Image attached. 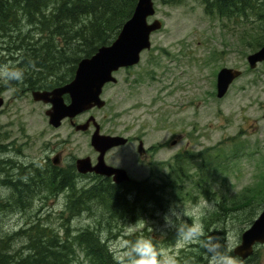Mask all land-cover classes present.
<instances>
[{
  "label": "rangeland",
  "instance_id": "1",
  "mask_svg": "<svg viewBox=\"0 0 264 264\" xmlns=\"http://www.w3.org/2000/svg\"><path fill=\"white\" fill-rule=\"evenodd\" d=\"M256 1L264 10V0H251V3ZM153 5L155 14L148 22L157 19L161 27L151 34V47L141 53L136 65L114 73L117 82L103 89L101 97L105 106L94 113L115 121L135 120L136 126L146 129L148 143L155 136L158 138L151 131L157 113L168 117L174 128L185 133L181 143L189 144L190 153H182L185 158L181 165L186 174L181 179L174 173L170 175L174 187L167 189L163 208H155L152 216L107 222L108 216L100 213L102 207L96 206L93 212L72 217L68 225L74 233L90 227L101 230L120 264L138 240H150L157 259L171 257L177 263L178 258L197 253L208 264L199 243L182 235L185 228L203 225L204 236L211 233L225 242L234 241L233 249L256 218L250 212L252 205L264 197V61L253 69L247 63V56L255 51L254 46L263 34L264 21L258 19L257 4L256 9L245 7L244 12L232 16L207 12L201 0H153ZM0 44L3 47V41ZM0 64L17 65L6 52L0 53ZM223 67L240 69L242 75L232 82L223 97L217 98L216 75ZM21 89L20 82L0 84L3 98L0 141L15 139L27 143L26 160L42 167L47 165V156H53L34 152L41 141L54 140L47 131L38 138L46 116L42 114V105ZM5 133L9 138H4ZM60 133L64 139L66 131ZM58 143L64 148L62 166L90 154L84 136H72ZM172 150L174 147L156 153L154 164L132 166L131 171L140 179L147 177L155 186L160 185L167 177L166 162L177 154L170 153ZM4 155L12 156L5 153L1 157ZM149 169L156 173L151 179ZM86 184L87 179H80L79 186ZM47 194L42 189L25 209L13 206L1 210L0 237L38 218L41 224L49 223L46 225H53L62 234L64 230L59 226L68 217L65 195L44 198L40 204L39 197ZM9 196L10 190L0 187V199ZM40 207L43 210L39 211ZM171 231L177 233L173 241L169 238ZM23 241L19 238L8 244L17 249ZM252 260L264 263V246L257 247ZM77 263L90 264L80 251L74 264Z\"/></svg>",
  "mask_w": 264,
  "mask_h": 264
},
{
  "label": "trees",
  "instance_id": "2",
  "mask_svg": "<svg viewBox=\"0 0 264 264\" xmlns=\"http://www.w3.org/2000/svg\"><path fill=\"white\" fill-rule=\"evenodd\" d=\"M201 1L205 3L207 12L215 11L222 16H232L244 12L245 7L256 9L258 6V19L264 21V10L257 1V6L251 0ZM136 2L137 0H0V40L3 43L8 41V45L13 46L21 47L24 43L27 45L28 53L23 68L28 72L27 85L30 89L54 85V82L48 80L51 77L57 84H61L72 77L81 58L92 56L99 47L109 45L115 39L123 23L130 18ZM23 27H27L25 34L22 33ZM260 39H264V31ZM260 39L253 45V50L263 43ZM61 70L66 73H56ZM39 71L50 73L41 76ZM41 78L44 81H39ZM65 173L67 174L58 172L52 177L46 176L43 185V190L49 195L45 198L65 195L68 217L62 219L59 226L64 232L60 234L56 228L41 224L39 219H34L35 222L30 220L26 227L4 236L5 238L0 237V264H74L79 251L90 264H120L100 232L85 228L74 233L68 225L69 220L83 212H93L96 206L102 207L100 213L108 216L105 220L107 222L140 220L144 216H152L155 208H163V197L167 189H172V185L168 183L157 187L147 181L124 189L111 187L100 181L90 186H78L70 172ZM27 189L15 188L16 192L11 199L0 201V211L14 208L13 206L25 209L37 194V189L31 186ZM175 234L173 231L169 238L173 240ZM19 238L24 240L20 248L9 246L11 240ZM177 264H206V259L195 253Z\"/></svg>",
  "mask_w": 264,
  "mask_h": 264
},
{
  "label": "flooded vegetation",
  "instance_id": "3",
  "mask_svg": "<svg viewBox=\"0 0 264 264\" xmlns=\"http://www.w3.org/2000/svg\"><path fill=\"white\" fill-rule=\"evenodd\" d=\"M2 35H0L1 37ZM1 39V38H0ZM2 41V40H0ZM9 42L5 41L3 43V47L0 44V53L6 52V56L10 59L14 60L17 65L25 72V78L21 83V91H25L26 93H30L33 90H41V91H51L57 86H62L66 82L72 79L68 78L61 84H57L56 80L51 77L48 80L54 82V85L31 89L28 87L27 78V70H24L23 62L26 61L23 53L27 52V45L24 43L19 46L8 45ZM5 45V48H4ZM63 71L56 72L57 74L62 73ZM41 76L45 74H49L50 72L47 71H39L38 72ZM55 73V72H54ZM70 79V80H69ZM39 81H44L43 78L39 79ZM15 84H18L14 82ZM116 83V81L114 82ZM109 83L104 84L103 89ZM14 87V86H13ZM63 101L67 104L69 103V96L64 94L62 96ZM42 105V114L46 117L42 119L44 122L43 127L40 130L39 139H41V135H43L45 131L50 132V135L54 141L49 140L48 142L44 143L43 141L41 146L37 151L34 153H50L52 158L48 155L47 159L45 160L47 165H42V167L38 166V163L31 162L29 163L26 160V156L24 153H28L27 143L18 142L15 139H11L8 142L3 143L0 141V187H5L10 190V196L6 197L5 199H0V201L5 202L11 199L12 195L16 192L15 188L20 189H27L30 185L31 188L37 189V196H39V192L44 189L43 185L45 184L46 176L52 177L58 172H62V174H67L65 172H70L73 176L74 181L79 186L80 179H87L88 184L82 186H90L96 184L97 182H105L111 187L115 188H129L131 186L140 185L142 182L149 181L147 177L144 179H140L137 175H134V172L131 171L132 166H139L140 164H154L155 162V154L161 152L162 150L171 149L174 147L170 153H190L188 147V141H185L184 144L181 143L183 141V136L185 133L181 129H176L173 127L172 121L168 117H162V114H158L153 119L151 131L153 134H156L158 138L155 136V140L151 141L150 143L147 142L146 129L141 128V125H137L135 120L132 121H120L117 119L108 118V117H97L94 113L95 110L100 109L97 107H92L72 118L66 117L60 120L58 125H54L50 123L49 117L47 115V111L51 108V103L44 102V101H35ZM45 108V109H44ZM65 130V138L62 139L61 130ZM94 134H98L100 136H107V137H118L117 144L107 148L104 152V162L112 166L113 168L123 169L126 171L128 179L115 182L113 180V176H105L100 175L95 172H88L85 174L79 173L76 170V159L72 160L71 162L67 163L65 166H62V158L61 153H63L64 148H60V143L69 140L72 136H84L86 138V148L90 153L89 155H84L79 158L89 157L91 165H95L97 162L99 151L91 144V139ZM3 136V135H2ZM4 138H9L8 133H5ZM56 138V140H55ZM52 142L53 144H51ZM181 143V144H180ZM11 153L12 156L1 157L2 154ZM117 153H120V155ZM121 153H128V154H121ZM176 154V155H177ZM117 155V156H116ZM169 161L166 162V169L168 170L167 177L165 179H169L171 174H182V168L177 165L179 162L182 163L183 158L177 157L175 160L174 158L169 157ZM177 163V164H176ZM31 169V170H30ZM31 171V172H30ZM156 173L149 169L148 177L151 179L155 176ZM35 176V177H34ZM170 180V179H169ZM147 183V182H146ZM148 183L155 186L153 181H149ZM168 183H172L171 180ZM162 184V183H160ZM14 186V187H13ZM22 186V187H21ZM28 190V189H27ZM15 191V192H14ZM13 194H12V193ZM264 193V191H263ZM58 197V196H57ZM45 197L40 196L39 201L40 204L44 200ZM252 200H249V203ZM248 203V205H249ZM264 205V197L258 202L252 205V209L250 212L253 214L255 213V217H257L261 211L263 210ZM255 208V209H254ZM43 210V207H40L39 211ZM39 219V218H38ZM33 220V219H32ZM40 220V219H39ZM255 219H253L254 221ZM251 221V219H250ZM252 221V222H253ZM251 222V223H252ZM46 225V224H44ZM52 228V225H46ZM264 246L263 245H256L257 247ZM254 252V253H255ZM253 257L250 259L248 258L245 262L240 264H264L261 262H256L252 260ZM252 260V261H251Z\"/></svg>",
  "mask_w": 264,
  "mask_h": 264
},
{
  "label": "water",
  "instance_id": "4",
  "mask_svg": "<svg viewBox=\"0 0 264 264\" xmlns=\"http://www.w3.org/2000/svg\"><path fill=\"white\" fill-rule=\"evenodd\" d=\"M154 13L153 0H137L130 18L123 23L116 38L111 44L99 47L92 56L81 58L71 81L51 91H32L33 100L51 103V108L47 111L50 123L58 125L63 118H72L94 106H104L105 101L100 94L104 84L116 81L113 72L137 64L141 52L150 48L151 33L161 27V22L157 19L148 22V18ZM261 61H264V44L247 56L250 68ZM241 73L239 69L221 68L216 75V96L223 97ZM64 94L69 96L67 104L62 98ZM2 104L3 99L0 97V107ZM118 139L120 138L94 134L91 144L100 152L97 162L91 165L89 157L78 158L76 170L82 174L95 172L113 176L115 182L128 179L125 170L113 168L104 162L105 150L117 144ZM256 243L264 244V205L259 217L242 233L240 244L234 248L233 253L245 260L253 253Z\"/></svg>",
  "mask_w": 264,
  "mask_h": 264
},
{
  "label": "clouds",
  "instance_id": "5",
  "mask_svg": "<svg viewBox=\"0 0 264 264\" xmlns=\"http://www.w3.org/2000/svg\"><path fill=\"white\" fill-rule=\"evenodd\" d=\"M24 78L25 72L20 67L0 64V84L8 86L13 82H22ZM182 235L189 241L199 243L207 256L208 264H239L238 259L231 254L234 241L225 242L211 233L204 236L203 225L186 227ZM157 255L150 240H138L131 246L126 260L121 264H176L171 257L157 259Z\"/></svg>",
  "mask_w": 264,
  "mask_h": 264
},
{
  "label": "bare ground",
  "instance_id": "6",
  "mask_svg": "<svg viewBox=\"0 0 264 264\" xmlns=\"http://www.w3.org/2000/svg\"><path fill=\"white\" fill-rule=\"evenodd\" d=\"M17 7V6H16ZM24 20V19H23ZM25 23V22H24ZM20 26V25H19ZM21 27V26H20ZM12 28V27H11ZM24 28V27H23ZM23 28H21V29H23ZM27 29V28H26ZM15 30V29H14ZM14 30H11V31H14ZM24 30V29H23ZM17 31V30H16ZM3 33V32H2ZM12 33V32H11ZM24 33V32H23ZM23 55H24V57L26 56V53H23ZM70 80V79H69ZM71 81V80H70ZM69 82V81H68ZM67 83V82H66ZM65 83V84H66ZM57 87H59V86H57ZM31 170V169H30ZM31 172V171H30ZM35 177V176H34ZM31 186V185H30ZM14 187V186H13ZM22 187V186H21ZM23 190H24V188H23ZM15 192V191H14ZM12 193V192H11ZM30 193H31V191H30ZM13 194V193H12ZM28 194V193H27ZM12 197V196H11ZM15 197V196H14ZM26 199H28V196H27V198ZM13 201H14V199H12ZM18 201V200H17ZM17 204L19 203V202H16ZM13 204V203H12ZM11 204V205H12ZM10 205V204H9ZM10 205V206H11ZM15 205V204H14ZM2 206V205H1ZM5 206V205H4ZM6 206H7V204H6ZM21 207V206H20ZM4 208V207H3ZM11 208V207H10ZM2 209V208H1ZM16 209H18V207L16 208ZM21 209H22V207H21ZM46 216H48V215H46ZM45 216V217H46ZM38 220V219H37ZM33 221H34V219H33ZM31 222V221H30ZM35 222V221H34ZM66 223V222H65ZM34 224H36V223H34ZM46 224H49V223H46ZM28 225V224H27ZM27 225H24V226H27ZM53 226V225H52ZM35 227V226H34ZM50 227V226H49ZM91 228V227H90ZM93 228V227H92ZM97 231H99V230H97ZM20 232H21V230H20ZM100 232H101V230H100ZM112 232V231H111ZM28 233V232H27ZM19 234V233H18ZM18 234H17V236H18ZM20 234H22V233H20ZM26 234V233H25ZM46 234V233H45ZM102 234V233H101ZM4 237V236H3ZM103 237H105V236H103ZM114 237V236H113ZM5 238V237H4ZM7 238V237H6ZM14 238V237H13ZM106 238V237H105ZM109 238V237H108ZM6 240V239H5ZM21 240V239H20ZM106 240V239H105ZM104 240V241H105ZM2 241V240H1ZM9 241H10V239H9ZM6 242H8V241H6ZM104 244H105V242H104ZM108 246V245H107Z\"/></svg>",
  "mask_w": 264,
  "mask_h": 264
}]
</instances>
